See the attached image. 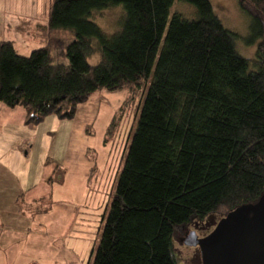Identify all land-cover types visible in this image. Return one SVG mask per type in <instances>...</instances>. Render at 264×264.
<instances>
[{"label": "trees", "instance_id": "16d2710c", "mask_svg": "<svg viewBox=\"0 0 264 264\" xmlns=\"http://www.w3.org/2000/svg\"><path fill=\"white\" fill-rule=\"evenodd\" d=\"M180 1L191 17L170 16L175 0H50L42 46L24 55L0 40V101L28 124L72 117L100 88L146 90L93 264H177L173 237L193 217L264 193V0H239L253 58L210 0ZM118 5L113 33L92 20Z\"/></svg>", "mask_w": 264, "mask_h": 264}, {"label": "rangeland", "instance_id": "374dc122", "mask_svg": "<svg viewBox=\"0 0 264 264\" xmlns=\"http://www.w3.org/2000/svg\"><path fill=\"white\" fill-rule=\"evenodd\" d=\"M3 1L9 10L16 5L15 0ZM45 1L50 4V0ZM210 1L223 24L237 34V51L245 57H255L258 40L249 39V17L239 0ZM23 7L27 8V5ZM176 11L191 17L194 7L175 0L170 16ZM123 13L122 5L113 6L97 11L92 20L105 31L113 33L120 27ZM38 18H45V11L41 9ZM53 35L57 36H53L54 40L59 36L68 37L58 31ZM47 36L48 28L42 39ZM39 39L41 36L28 37L27 40L22 39V44L35 49L43 45ZM34 49H30L28 54ZM98 60V53L89 58L91 63ZM143 90L135 92L129 86L113 90L100 88L86 101L77 104L72 117L48 114L37 124H31L26 145L19 150L22 156L18 157L17 152L10 150L4 155L2 162L19 175H35L38 160L44 158L61 169L50 188L52 199L61 202L62 217L52 215L50 218L51 226H59L62 231H56L55 239L44 240L37 236L36 243L42 255L34 259L36 263L17 257L10 264H93L116 183L138 124L146 91ZM16 108L23 109L22 106ZM2 117L0 113V121ZM68 206L69 218L65 220L64 209ZM221 218L220 212H211L203 218L195 216L183 231L173 237L177 264H203L201 247L191 243L194 240L191 234L194 232L198 237L207 235ZM23 235L20 230L12 234L16 241ZM51 236L46 234V237ZM49 242L54 246L47 244ZM0 264H7V261L3 260Z\"/></svg>", "mask_w": 264, "mask_h": 264}, {"label": "crops", "instance_id": "0c3cea01", "mask_svg": "<svg viewBox=\"0 0 264 264\" xmlns=\"http://www.w3.org/2000/svg\"><path fill=\"white\" fill-rule=\"evenodd\" d=\"M13 2L17 6L9 10L6 9L7 4L0 0V40H12L20 54L28 55V51L34 48L27 47L22 41L28 37L41 36L39 40L43 43L49 4L45 0ZM24 4L27 8L23 7ZM41 9L45 11V18L40 19L38 16ZM0 113L3 115L0 121V262L5 260L10 264L17 257H22L36 263L34 259L42 255V250L36 243L37 236L44 240L55 239L56 231H62L59 226H51L50 218L52 215L62 217L61 202L52 199L50 188L51 182L56 179H51L56 165H51L45 158L39 159L37 171L32 176H25V173L19 175L9 170L6 162H2L4 155L10 150L17 152L18 157L22 156L19 150L26 145L27 132L32 127L25 121L24 108L10 107L0 101ZM64 211L63 217L67 220L70 207H66ZM17 230L24 235L16 241L12 234ZM46 234L52 236L46 237ZM47 244L54 246L50 242Z\"/></svg>", "mask_w": 264, "mask_h": 264}, {"label": "water", "instance_id": "95a60500", "mask_svg": "<svg viewBox=\"0 0 264 264\" xmlns=\"http://www.w3.org/2000/svg\"><path fill=\"white\" fill-rule=\"evenodd\" d=\"M191 235L203 264H264V193L229 211L207 235Z\"/></svg>", "mask_w": 264, "mask_h": 264}]
</instances>
